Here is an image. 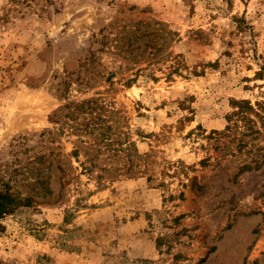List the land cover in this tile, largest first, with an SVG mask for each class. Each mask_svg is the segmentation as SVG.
I'll return each mask as SVG.
<instances>
[{
    "label": "rangeland",
    "instance_id": "rangeland-1",
    "mask_svg": "<svg viewBox=\"0 0 264 264\" xmlns=\"http://www.w3.org/2000/svg\"><path fill=\"white\" fill-rule=\"evenodd\" d=\"M263 63L264 0H0V264H264ZM89 97L141 173L69 155Z\"/></svg>",
    "mask_w": 264,
    "mask_h": 264
},
{
    "label": "trees",
    "instance_id": "trees-1",
    "mask_svg": "<svg viewBox=\"0 0 264 264\" xmlns=\"http://www.w3.org/2000/svg\"><path fill=\"white\" fill-rule=\"evenodd\" d=\"M164 25L167 26L165 39L167 38V41L170 42L174 39V36H177V32L168 28V25ZM167 56L171 57L170 52L167 53ZM261 70H264V63ZM174 72H178V68L169 65L166 76L171 77ZM88 80L89 78L86 83ZM133 80L134 78L127 79L126 84L130 85ZM237 104H242L252 110L251 105L246 100L238 101ZM107 105L103 97H89L60 105L50 117L53 122L60 124L61 130L67 127L70 134L76 135L69 155L79 162L83 172L94 175V179L99 186H103L115 174L141 173L140 164L138 162L134 163V159H146V155L137 152L134 143L128 139L125 131L120 130L117 137H112L115 131H113L112 125L105 124V122L108 121L106 117H109L113 111L107 108ZM57 155L60 157H57L56 167L60 172V183L64 187L68 183L70 173L62 166L65 163L62 164L59 151ZM80 156L84 159L80 160ZM120 162L124 169L117 166ZM67 166L73 168L72 164L66 165V168H68ZM72 171H74V168ZM0 199L6 200V203H0V217L21 204L19 202L15 203L14 198L9 194L0 193Z\"/></svg>",
    "mask_w": 264,
    "mask_h": 264
}]
</instances>
